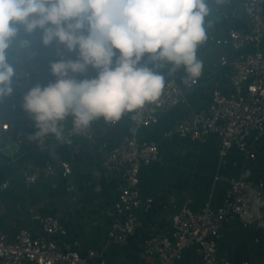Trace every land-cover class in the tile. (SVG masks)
<instances>
[{"label": "built area", "instance_id": "obj_1", "mask_svg": "<svg viewBox=\"0 0 264 264\" xmlns=\"http://www.w3.org/2000/svg\"><path fill=\"white\" fill-rule=\"evenodd\" d=\"M236 13L247 24V30L231 31L227 37L217 39L205 49H228L219 57V62L229 71L225 85L216 72L208 70L212 88L207 104L192 108L175 123L167 120V127L158 138L150 139L144 135L146 130H154L163 124L164 114L171 109L190 105L184 91L198 87L200 79L188 76L186 88L171 81L156 102L133 113L126 112L122 116L124 119L113 122L123 127L124 120L131 126L121 134L116 146L101 152L98 164L100 174L106 179V192L110 193L114 187L117 193L105 211L108 228L102 248L98 251L88 249L86 254L62 250L64 241L70 237L67 224L54 215L31 211L28 217L31 227L21 228L14 235L0 228V264H106L103 260L105 251L128 245L134 251L129 264H256L260 259L264 264L258 241H244L249 255L244 263L235 262L236 247H231L233 262L228 257L220 259L221 254L227 255L225 249H221L224 232L243 229L264 234V185L237 176L224 177L220 172L233 152L239 153L244 163L256 162V148L264 139V0H243ZM56 50L62 61H72L78 55L59 42ZM202 53H196L197 57ZM202 70L205 71V67ZM21 85L16 82L14 95L8 98L11 116L17 113L15 96ZM98 120L79 132L74 131L73 123L60 133L59 138L52 134L45 139L63 141L69 149H77L80 154L85 150L96 152L97 139L103 133ZM9 129V121H0V145ZM210 137L216 141L217 168L200 209H194L190 193L170 192L171 184L164 183L156 194H146L143 174L158 175L166 167L162 151L164 143L176 138L187 143L193 152ZM42 144L43 139L39 141V145ZM55 171L65 179L74 170L70 162L59 158L58 168L48 162L25 175L24 184L26 188H32ZM220 184L225 188L217 201ZM9 185L5 179L0 190L8 189ZM162 196L166 197V208L164 205L158 209L155 202ZM167 213H170L167 225L155 222V219H165ZM1 214L0 209V218ZM71 238L80 245L85 244L83 236ZM131 238L135 239L130 243Z\"/></svg>", "mask_w": 264, "mask_h": 264}, {"label": "clouds", "instance_id": "obj_2", "mask_svg": "<svg viewBox=\"0 0 264 264\" xmlns=\"http://www.w3.org/2000/svg\"><path fill=\"white\" fill-rule=\"evenodd\" d=\"M209 15L208 0H0V103L19 80L9 62L14 43L19 55L31 46L27 37L40 34L43 45L59 42L78 55L52 63L56 80L23 97L36 135L59 138L58 125L69 115L77 132L99 118L117 122L160 98L165 78L155 69L201 75L196 53ZM90 69L95 78H77Z\"/></svg>", "mask_w": 264, "mask_h": 264}, {"label": "crops", "instance_id": "obj_3", "mask_svg": "<svg viewBox=\"0 0 264 264\" xmlns=\"http://www.w3.org/2000/svg\"><path fill=\"white\" fill-rule=\"evenodd\" d=\"M226 52H228V49L205 50L197 57L205 67V71L202 70L199 76L200 85L198 87L194 89L187 88L184 91L190 105L187 107L177 106L168 111L164 114V123L154 130H146L144 133L146 137L150 139L158 138L160 132L167 127L165 125L167 120L175 123L177 119L187 115L192 108L205 105L210 101L212 88L210 71L216 72L222 79L223 84H227L229 71L223 63L219 62V57ZM64 61H70V59ZM209 69L210 71H208ZM87 75L86 79L90 80L95 78L97 73L96 71H88ZM28 85L29 80H25L21 86L25 88ZM38 85L41 86L39 82H35L33 88ZM16 115L20 114L16 113L14 116ZM9 116H11V110L9 109L8 98H5L0 103V121ZM122 121L124 126L119 125L121 134L130 130L131 126L126 121ZM9 124L10 129L0 145V160H3L0 162V170H3L5 179L10 183L8 189L0 190V209L2 211L0 228L14 235L21 228L31 227V222L28 219L31 211L37 214H51L68 226L70 237L64 241L62 247L79 251L82 254H86L88 249L98 251L99 248H102L103 239L108 228L105 211L110 206L112 196L117 194L114 187H112L110 193L104 194L106 179L100 174L98 164L101 152L106 149L96 146L98 149H96V152L85 150L80 154L81 152L77 149H69L63 141L53 142L45 139V137H48L47 135L25 137V132L31 124L29 126L22 122H9ZM72 124L73 117L69 115L63 122L59 123V132L63 133ZM42 139L43 144L39 145V141ZM51 142L55 144V151L60 159L65 160L63 154L68 152L69 157L66 161L71 163L74 170L73 174L65 179H61L58 173L53 174L39 181L34 187L26 188L24 184L25 175L40 167L35 166L33 162L18 163L15 154L18 151L19 144L35 145L40 151L49 154L48 145ZM162 151L166 167L161 169L158 175H153L152 172L143 174L144 191L146 194H156L164 183L171 184L170 192L179 193L180 195L190 193L193 197L194 209H200L207 198V193L212 185V176L217 168L214 137H210L206 144L196 147L193 152L187 143L172 138L164 143ZM256 151L258 160L252 163H244L237 152L231 153L227 163L221 167V175L224 177L237 176L264 185V139L262 144L256 148ZM73 157H78L80 161L73 162ZM96 174L99 176L95 177ZM102 177L104 179L103 184L100 183ZM224 188L225 185L223 184L218 187L217 201H220V193ZM162 197L164 198L163 207L165 205L166 208V197ZM169 214L167 213L165 219H162L166 220V225L170 221ZM162 220L155 219V222L160 224ZM236 230L223 233L221 249L227 247L234 249L244 241L247 243L258 241L260 242L258 243L259 248L262 250L260 253L264 255V234L253 230ZM76 235L83 236L85 244L80 245L76 239L71 238ZM133 252L131 245L113 247L105 251L103 260L106 264H129L134 258ZM258 259H260V255ZM262 260H257L256 264H262Z\"/></svg>", "mask_w": 264, "mask_h": 264}, {"label": "trees", "instance_id": "obj_4", "mask_svg": "<svg viewBox=\"0 0 264 264\" xmlns=\"http://www.w3.org/2000/svg\"><path fill=\"white\" fill-rule=\"evenodd\" d=\"M243 0H223L221 3H217V0H208V7L210 9V15L205 18V31L206 40L197 48V53L204 51L210 47L217 39H223L227 37L231 31L245 32L247 30V24L238 17L237 10L240 8ZM30 41V48L28 50L20 49V54H17L19 48L18 42L14 43L13 51L9 56V62L13 64L19 75V80L16 82L24 83L25 80H29L28 87H21L19 93L15 96L16 112L20 115L27 114L23 108V97L33 88L34 83L41 77V72L49 78H55L56 76L51 71V64L55 62H61V59L57 55L56 44L45 46L42 44L41 35L37 34L34 37H27ZM118 52V50H117ZM152 67V65H149ZM171 65H166L163 68H157L156 71L160 72L165 78V86L174 81L178 85L186 88L188 85V74L182 68L171 72ZM27 73V75H25ZM48 80V79H47ZM54 80L51 82L53 83ZM100 126L103 128V133L98 137L96 146L101 149H108L116 146L121 139V129L118 123L107 122L103 118L98 120ZM39 131L35 126V121L25 132V137H33ZM66 154V155H65ZM63 158L68 160L69 154L65 152ZM19 164L25 162H33L37 167H44L48 162H51L48 152L40 151L35 145L28 146L19 144L18 151L15 154ZM73 162H79L78 157H73ZM5 176L3 170H0V184L4 181ZM100 183H104L103 177ZM104 190V194H106ZM164 198L156 199V206L163 207ZM166 220H162L161 225H166ZM135 238H131L130 243ZM62 250H68L66 247H62ZM248 247L246 243L241 242L235 248V262L244 263L248 261Z\"/></svg>", "mask_w": 264, "mask_h": 264}, {"label": "water", "instance_id": "obj_5", "mask_svg": "<svg viewBox=\"0 0 264 264\" xmlns=\"http://www.w3.org/2000/svg\"><path fill=\"white\" fill-rule=\"evenodd\" d=\"M3 119H5L6 121L9 122H22V123H26L28 125H30L32 123V118L27 114V115H16V116H11V117H4ZM49 155H50V159L52 161V163L55 165V167H59V157L56 154L55 151V144L53 142L49 143ZM3 161L2 159L0 160V162ZM6 162V161H5ZM1 167V166H0ZM54 174H57V171H55ZM99 175H95V177H98ZM225 252L227 253V255L225 254H221L220 255V259L224 260L225 257H228V260H230L231 262L234 261V253L231 249V247H227L225 249Z\"/></svg>", "mask_w": 264, "mask_h": 264}, {"label": "rangeland", "instance_id": "obj_6", "mask_svg": "<svg viewBox=\"0 0 264 264\" xmlns=\"http://www.w3.org/2000/svg\"><path fill=\"white\" fill-rule=\"evenodd\" d=\"M95 70H92L90 69L89 72H94ZM41 74V77L37 79L36 82H39L41 84V87H46L48 86L53 80L55 81L56 80V77L53 79V78H49L47 77L44 73H40ZM88 77L87 73L85 74H80L77 78L80 79V80H84ZM48 79V80H47Z\"/></svg>", "mask_w": 264, "mask_h": 264}]
</instances>
